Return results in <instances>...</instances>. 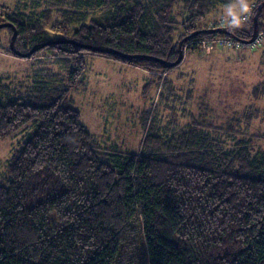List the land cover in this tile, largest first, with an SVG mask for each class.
Listing matches in <instances>:
<instances>
[{
  "label": "trees",
  "instance_id": "trees-1",
  "mask_svg": "<svg viewBox=\"0 0 264 264\" xmlns=\"http://www.w3.org/2000/svg\"><path fill=\"white\" fill-rule=\"evenodd\" d=\"M51 1L62 6L0 12L24 52L52 41L45 36L52 14L68 28L57 36L65 41L36 51L47 50L61 70L0 74V139L23 133L0 177V264H264V134L196 116L177 127L171 107L176 116L166 126L156 115L149 122L146 111L141 152L108 148L70 99L86 54L171 69L154 58L174 61L181 40L194 51L224 35L201 24L235 0H182V22L172 15L174 0ZM262 1L240 21L247 26L238 22L224 36L246 43ZM87 8H104L107 17L86 21ZM257 29L264 38V7ZM254 89L258 99L264 81Z\"/></svg>",
  "mask_w": 264,
  "mask_h": 264
},
{
  "label": "rangeland",
  "instance_id": "rangeland-1",
  "mask_svg": "<svg viewBox=\"0 0 264 264\" xmlns=\"http://www.w3.org/2000/svg\"><path fill=\"white\" fill-rule=\"evenodd\" d=\"M255 1L235 0L230 6H222L218 15L212 17L217 19L209 18L201 25L204 28H214L209 27L213 25L211 23L226 28L235 25L247 19L244 14L252 9ZM52 3L51 0H0V12L20 9L40 13L62 6ZM104 10L87 8L89 17L86 21L91 18L104 20L107 17ZM185 12L182 0H174L172 15L182 22L188 13ZM238 26H247V23L240 22ZM67 29L66 23L52 14L50 21L45 23V36L52 38L51 43L63 42L65 38L62 40L57 36L64 35ZM182 32L181 24H178L173 32L174 39ZM12 35L13 29L0 30V74L20 79L42 65L61 70L47 50L36 52L41 47L27 57L16 54L10 46ZM224 35L202 40L201 48L194 51L186 42L185 45L181 43L182 61L166 70H147L88 53L82 82L70 92L71 102L81 111L82 122L102 146L136 153L142 151L143 137L153 116L161 118L164 126L174 119L176 115L171 107L178 111L174 121L177 127L196 116L202 120L205 117L207 122L217 126L230 124L242 130L250 127V134H264V94L261 93L258 99L254 96L255 86L264 81V38L245 43ZM16 38L14 45L17 48ZM146 111L150 112L148 124L144 122ZM250 112H254V116ZM22 135L18 133L0 139V177Z\"/></svg>",
  "mask_w": 264,
  "mask_h": 264
},
{
  "label": "water",
  "instance_id": "water-1",
  "mask_svg": "<svg viewBox=\"0 0 264 264\" xmlns=\"http://www.w3.org/2000/svg\"><path fill=\"white\" fill-rule=\"evenodd\" d=\"M263 7H264V1H262V2L258 5V7H257L258 12H259ZM258 12H257V14L254 16V30H253L252 36H251L250 39H248V40L246 41V43H251V42H253V41L256 39L257 35H258V29H257V24H258ZM8 26L12 27V29H13L12 40H11V43H10L11 50L14 51L16 54L22 56V57H27V56H29L31 53H33L35 50H37L39 47H42V46H44V45L49 44V43L52 42V41H50V42L42 43V44H40L39 46H35V47L32 48L30 51L25 52V53H24V52H21V51L18 50V49L15 47V45H14V39H15V37H16L17 34H18L17 28H16L12 23H5V22L0 23V28H2V27H8ZM202 31H203V32H207V33H223V34H229V33H230L229 29L226 28V27H216V28L204 29V30H202ZM188 37H189V36H188ZM181 43H182V42H180V46H179V54H178V57H177L176 60H174V61H168V60H166V59L158 58V57H155L154 59L157 60V61H160V62H162V63H164V64H166L167 66H170V67H173V66L178 65V64L182 61V59H183V53H182ZM82 47L87 48V49H90V50H93V51H100V52H107V53H111V52H112V53L118 54V55H120V56H123V57H125V58H131V57L139 56V55H134V54L129 55V54L122 53V52H119V51L114 50V49H110V48H109V49L99 48V47L92 46V45H89V44H82Z\"/></svg>",
  "mask_w": 264,
  "mask_h": 264
},
{
  "label": "built area",
  "instance_id": "built-area-1",
  "mask_svg": "<svg viewBox=\"0 0 264 264\" xmlns=\"http://www.w3.org/2000/svg\"><path fill=\"white\" fill-rule=\"evenodd\" d=\"M250 13H251V10L249 11V12H246L244 15H245V17H248L249 15H250ZM219 24H217V26H218ZM259 39H261V35H257V37H256V39L254 40V41H258ZM253 41V42H254Z\"/></svg>",
  "mask_w": 264,
  "mask_h": 264
}]
</instances>
